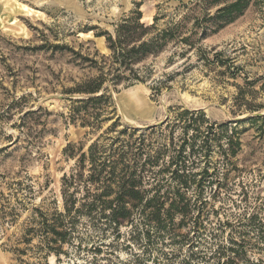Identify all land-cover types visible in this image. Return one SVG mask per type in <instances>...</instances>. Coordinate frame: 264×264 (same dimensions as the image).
<instances>
[{"label": "rangeland", "instance_id": "obj_1", "mask_svg": "<svg viewBox=\"0 0 264 264\" xmlns=\"http://www.w3.org/2000/svg\"><path fill=\"white\" fill-rule=\"evenodd\" d=\"M189 1L0 0V196H9L17 213L12 222H0V264H178L180 257L190 252L184 236L193 242L201 239L200 245L192 247L200 250L205 247L203 241H208V236L204 239L207 232L219 222H233L244 207L250 214L264 201V128L258 131L247 120L235 122L257 113L232 112L236 84L243 82L232 78L225 67L200 60L199 50L178 57L179 48L169 44L158 55L137 64L153 70L145 83L119 82L115 87L106 83L109 98L99 128L69 119L72 100L84 96L68 90L96 73L80 56L98 60L100 54H109L105 37L96 34L113 33L137 3L142 22L151 24L158 13L157 28H163L177 20L183 13L179 5ZM200 47L209 58L215 51L224 61L233 58L248 79L259 78L251 86L255 92L246 98L252 96L253 102L264 104V8L250 6L203 39ZM154 79L163 81L158 93L149 87ZM129 92L142 99L139 107L128 104ZM183 109H200L209 122L230 121L240 141L238 152L227 159L220 151L226 148L223 135L207 141L200 153L186 155L188 166L190 160L201 158L192 169L196 173L193 184L181 191L184 200L188 199L186 217L176 214L167 220L161 234L150 229L147 235L139 221L130 238L129 228L121 227L123 234L114 240L106 238L99 250L64 244L56 256L42 247L40 235L26 241L24 229L37 214L35 209L50 213L54 206L62 208L61 177L74 167L81 148L86 151L116 121L117 128L129 125L128 131L133 132L124 138L133 141V147H143L142 157L165 146L163 159L169 161L182 137L195 136L190 128L183 135L180 126L172 125L176 112ZM28 110L36 113L21 120ZM263 112L264 108L259 114ZM194 139L197 148L203 137ZM185 151H190L189 145ZM202 168L206 174H201ZM175 185L167 181L156 196H177ZM142 187L148 191L144 196H154L151 184ZM13 196L31 198L17 204ZM0 204H4L1 198ZM227 230L225 227L223 236ZM169 253L168 257H175L166 260Z\"/></svg>", "mask_w": 264, "mask_h": 264}, {"label": "trees", "instance_id": "obj_2", "mask_svg": "<svg viewBox=\"0 0 264 264\" xmlns=\"http://www.w3.org/2000/svg\"><path fill=\"white\" fill-rule=\"evenodd\" d=\"M250 6L263 9L264 0H192L179 5L183 13L176 21L157 28L159 14L154 15L151 24H146L141 21L140 4L137 3L134 10L120 19L113 33L104 31L95 35L105 37L108 55L100 54L98 60L80 56L89 62L88 67L96 73L68 90L84 96L72 100L70 121L78 120L81 126L99 128L102 121L100 117L109 98L105 84L111 83L115 87L119 82L127 85L145 83L151 78L153 70L150 66H142V69L137 64L158 55L172 44L179 48L175 53L178 57L199 50L200 60L208 64L217 63L225 67V72L232 78H241L243 84H236L232 112L257 113L235 122L247 120L256 125L258 131L263 130L264 112L259 114V111L264 108V104L253 102L252 96L246 98L248 93L255 92L251 86L259 78L248 79L247 73L241 65L234 63L233 58L224 61L219 58V51L213 52L212 58H209L200 47L203 39L233 22ZM152 82L154 84L149 86L150 89L154 93L160 92L163 81L154 79ZM35 113L28 110L21 120ZM117 125L114 121L89 144L86 151H82V148L79 150L74 167L61 177L62 208L54 206L50 213L35 209L37 214L29 219V225L24 229V235L28 236L26 241L40 235L42 247L58 256L64 244L99 250L105 245L106 238L114 240L123 234L121 227L129 228L130 238L140 223L146 234L150 229L161 234L167 226V220H173L176 214L186 217L189 210L188 199L184 200L181 191H187L193 184L196 173L192 169L201 162V158L198 156L196 160H190L188 166L186 155L197 151L200 153L207 141L221 135L226 140V148H220L225 159L234 156L240 149L237 131L231 127L230 121L209 122L200 109L176 112L172 125L180 126L183 135L190 128L195 136L182 137L179 145L173 148L174 153L169 161L163 159L165 146L152 153L145 152L142 157L143 147H133V141L124 138L130 137L133 132L128 131L129 125L124 124L121 128H117ZM154 128L152 130H157ZM110 133L112 136H108ZM196 136L203 137L197 148L194 147ZM101 139L108 140V143L100 142ZM187 145L190 149L188 153L185 151ZM70 147L67 145V148ZM201 172L207 173L203 168ZM167 181L176 184L173 193L177 196H156ZM144 183L151 184L154 196H144L148 192L142 189ZM13 197L17 204L31 198ZM0 198L4 202L0 204V222H12L17 213L10 206L9 196ZM246 210L247 206L233 222H219L217 228L207 232L204 239L208 236V243L204 240L205 247L200 250L193 251L192 247L200 245L201 239L193 242V239L184 236L182 240L190 247V252L181 256L178 264H264V201L255 205L250 214ZM137 215L140 219H136ZM225 227L228 230L223 236ZM170 254H165L166 260L175 257H168ZM154 264H161V261Z\"/></svg>", "mask_w": 264, "mask_h": 264}, {"label": "bare ground", "instance_id": "obj_3", "mask_svg": "<svg viewBox=\"0 0 264 264\" xmlns=\"http://www.w3.org/2000/svg\"><path fill=\"white\" fill-rule=\"evenodd\" d=\"M127 98L128 101H126L132 107H139L142 102V99L135 92H129Z\"/></svg>", "mask_w": 264, "mask_h": 264}]
</instances>
